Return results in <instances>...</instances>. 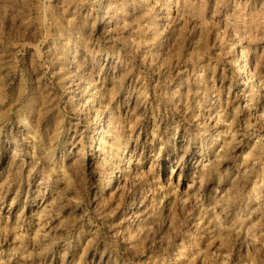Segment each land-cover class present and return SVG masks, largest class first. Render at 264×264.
Here are the masks:
<instances>
[{"label": "rangeland", "instance_id": "374dc122", "mask_svg": "<svg viewBox=\"0 0 264 264\" xmlns=\"http://www.w3.org/2000/svg\"><path fill=\"white\" fill-rule=\"evenodd\" d=\"M0 264H264V0H0Z\"/></svg>", "mask_w": 264, "mask_h": 264}]
</instances>
